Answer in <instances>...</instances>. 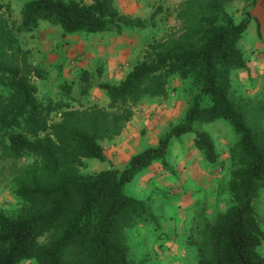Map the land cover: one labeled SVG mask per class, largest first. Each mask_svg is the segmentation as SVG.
Returning <instances> with one entry per match:
<instances>
[{
	"label": "trees",
	"instance_id": "obj_1",
	"mask_svg": "<svg viewBox=\"0 0 264 264\" xmlns=\"http://www.w3.org/2000/svg\"><path fill=\"white\" fill-rule=\"evenodd\" d=\"M230 1L184 0L177 12L184 25L175 37L150 44L118 83L98 84L108 96L106 108H73L37 97L34 79L46 74L30 62V51L17 35L41 22L59 26L66 36L119 33L144 21L121 12L115 0H27L19 19L9 21L10 6L0 0V160L32 158L9 173L20 205L10 214L0 210V264L25 259L35 264H146L131 257L128 232L135 222L155 217L145 200L125 193L124 185L153 162L168 167L169 143L184 133H193L195 148L214 162L212 138L195 127L219 119L236 134L229 148L232 203L203 220L199 250L204 255L198 264H264L259 250L264 230L253 205L264 189V94L243 95L232 87V72L244 66L241 42L248 20H234L227 10ZM171 77L193 87L180 122L123 168L79 173L85 159L105 161L100 141L121 133L132 107L165 96ZM70 89L65 86L66 92Z\"/></svg>",
	"mask_w": 264,
	"mask_h": 264
},
{
	"label": "rangeland",
	"instance_id": "obj_2",
	"mask_svg": "<svg viewBox=\"0 0 264 264\" xmlns=\"http://www.w3.org/2000/svg\"><path fill=\"white\" fill-rule=\"evenodd\" d=\"M1 1L10 6L7 19L17 21L20 8L27 0ZM183 1L115 0L121 12L145 23L141 27H125L119 33L75 32L62 36L61 28L48 22H41L33 31L19 33L21 46L30 51V62L46 74L43 79H34L37 97L44 102H64L73 108L91 105L106 108L108 96L98 84L118 83L141 60L150 44L175 37L184 25L177 16ZM92 46L101 49L102 57L89 50L85 53L84 49ZM241 49L244 56L243 36ZM84 71L87 78L83 76ZM87 82L90 86L83 92ZM66 85L71 87L69 92L65 91ZM166 87L165 96L148 97L132 107V116L117 137L100 141L105 161L85 159L84 165L78 168L79 173L121 169L130 157L148 146H155L171 126L179 123L191 100L193 87L188 80L177 77H171ZM232 87L243 95L264 94V83L258 91H253L255 87L249 88L245 82H233ZM52 119L57 116L53 115ZM195 128L206 130L212 138L217 152L214 162H207L195 148L193 133H184L173 137L169 143L168 167L153 162L124 185L126 194L147 202V209L156 220H140L129 229L128 244L134 260L143 259L146 264H198L204 255L199 250L203 241L200 232L203 220L224 211L232 203L227 190L234 168L229 148L236 134L222 119ZM122 133L125 136L121 141ZM30 162L29 156L15 162L9 158L0 160V210L5 213H12L20 205L9 177L12 166ZM253 205L264 230V189L253 200ZM259 250L264 255V241ZM19 264H35V261L25 259Z\"/></svg>",
	"mask_w": 264,
	"mask_h": 264
},
{
	"label": "crops",
	"instance_id": "obj_3",
	"mask_svg": "<svg viewBox=\"0 0 264 264\" xmlns=\"http://www.w3.org/2000/svg\"><path fill=\"white\" fill-rule=\"evenodd\" d=\"M227 10L236 22L248 20L243 31L244 66L232 72L231 82H245L249 88L255 87L253 91H258L264 83V0H232ZM84 50L102 57L101 49L95 46ZM124 136L122 133L119 140H124Z\"/></svg>",
	"mask_w": 264,
	"mask_h": 264
}]
</instances>
